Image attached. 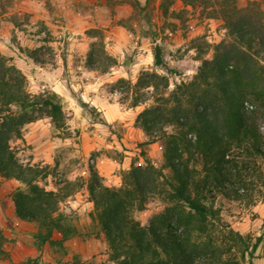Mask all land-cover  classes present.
Here are the masks:
<instances>
[{
  "label": "trees",
  "instance_id": "trees-1",
  "mask_svg": "<svg viewBox=\"0 0 264 264\" xmlns=\"http://www.w3.org/2000/svg\"><path fill=\"white\" fill-rule=\"evenodd\" d=\"M130 1L145 10L140 0ZM176 1L162 0L164 15L181 16L183 10L173 8ZM178 1L184 9L200 7L206 17L221 19L227 35L209 56V44L199 43L195 73L173 80L170 88L179 72L154 34L153 63L165 73L143 70L133 83L118 80L132 94L131 107L144 105L135 120L147 137L141 145L162 141L164 157L158 166L141 150L143 162L131 164L119 186L106 184L95 167L84 182L65 180L56 189L40 183L46 166L23 162L12 141L23 138L26 124L44 117L55 129H64L62 96L52 89L31 92L27 76L0 52V179L19 182L10 197L16 216L35 225L39 250L48 243L65 252L73 238H95L107 247L102 264H253L263 236L253 239L236 230L223 219L219 202L250 207L264 200V0L244 5L239 0ZM87 34L92 39L87 66L108 72L116 57L107 51L99 29ZM27 54L44 63L36 51ZM79 103L93 121L108 125L96 107L82 99ZM82 188L93 210L90 226L80 229L73 210L64 205ZM155 197L165 205L142 223L134 214ZM7 242L0 226V264L6 259L15 264ZM16 264L47 263L38 256Z\"/></svg>",
  "mask_w": 264,
  "mask_h": 264
},
{
  "label": "rangeland",
  "instance_id": "rangeland-1",
  "mask_svg": "<svg viewBox=\"0 0 264 264\" xmlns=\"http://www.w3.org/2000/svg\"><path fill=\"white\" fill-rule=\"evenodd\" d=\"M140 1L145 10L134 8L130 0H0V16L6 15L16 22L20 33L30 40L29 46L21 50L36 51L44 61L41 65L46 69L40 71L42 75L33 81L28 79L29 90L38 93L43 86L47 90L57 84L62 92L66 127L58 130L47 124L45 135L55 139L57 144L50 162L36 163L46 166L47 175L40 183L47 189H56L58 182L65 180L84 182L90 167L98 170L106 184L119 186L131 164L143 162L141 150H145L156 165H161L164 161L162 141L141 145L147 137L135 124L144 105L131 107L132 94L119 87L118 80L126 78L133 83L143 70L165 73L153 63L154 34L156 43L165 46L166 60L179 72L171 77L170 88L173 80L190 79L195 73L200 64L195 59L199 43L209 44L207 55H211L213 46L220 41L211 43L207 38L210 32L218 35L224 28L221 40L226 38L223 21L206 17L200 7L184 9L177 0L173 8L183 10L181 16H166L160 8L162 0ZM246 1L239 0V4L244 5ZM91 28L101 31L107 51L117 59V64L108 72L87 66L92 41L87 31ZM216 39L219 38L216 36ZM89 98L109 106L108 110H98L109 120L108 125L93 121L88 110L80 105L79 99ZM41 119L45 123L49 120ZM167 131L174 129L168 127ZM13 147L23 162H29L26 159L31 155V145L18 143ZM69 199L74 204V223L80 229L90 226L93 208L85 189L77 190ZM219 204L223 219L236 230L253 239L263 236L253 264H264V200L250 207L226 200ZM164 205L160 197L152 198L144 211L135 212V218L146 223L149 216L161 211ZM67 251L49 245L43 262L64 264L67 257L68 264H102L108 257L107 247L102 242L95 251H90L93 252L91 257L84 260L76 255L66 256Z\"/></svg>",
  "mask_w": 264,
  "mask_h": 264
},
{
  "label": "crops",
  "instance_id": "crops-1",
  "mask_svg": "<svg viewBox=\"0 0 264 264\" xmlns=\"http://www.w3.org/2000/svg\"><path fill=\"white\" fill-rule=\"evenodd\" d=\"M29 41L30 40L26 36L20 33L18 25L13 20L7 19L6 15L0 16V52L12 57L15 64L23 71L27 78L33 81L38 76L42 75L40 71L46 68L44 69L41 64L36 63L25 51L21 50V47H25L26 45L29 46ZM196 61L199 62L198 60ZM46 73L48 74L49 72L46 71ZM49 74L50 76L52 75V73ZM51 88L62 95L57 84L55 86L51 85ZM84 101L91 103V105L96 107L99 111H101V109L104 111L109 109L107 104L97 99L89 98V100L84 99ZM105 119L107 120L106 117ZM107 121L109 122V120ZM47 124L51 125L49 120L47 123L43 122L42 119L30 122L24 126L23 138L12 141V146L18 143L32 146L31 155L26 159L31 164H35L39 161L50 162L52 160V154L57 142L55 139L47 138L45 135ZM17 185H19L17 180L0 179V226L8 238L6 249L9 251L13 263L38 256L41 258V261H45L47 258L45 252L49 244L46 243L43 249L39 250L34 245L33 233L36 230L35 225L32 222L20 220L15 214L10 193ZM90 205L92 204L90 203ZM90 207L93 208V206ZM101 242L102 241L96 240L95 238L81 241L80 238H73L65 243L68 249L66 256L76 255V258H82V260L87 259L91 257L93 253L90 251H95ZM64 262H68L67 257ZM3 263H10V260L6 259Z\"/></svg>",
  "mask_w": 264,
  "mask_h": 264
},
{
  "label": "built area",
  "instance_id": "built-area-1",
  "mask_svg": "<svg viewBox=\"0 0 264 264\" xmlns=\"http://www.w3.org/2000/svg\"><path fill=\"white\" fill-rule=\"evenodd\" d=\"M191 27H193V24L191 25ZM224 31L225 29L222 28L221 31H220V34L218 33V35L216 33H209L207 35V38L208 40L211 42V43H217L218 41H221V37L224 35ZM169 35H173L172 32H169L168 33ZM216 36L220 39H216ZM45 91V88L44 86L42 87V92ZM246 107L247 108H252L253 106L251 104H249L248 102L245 103ZM65 209L68 211V212H71L73 209H74V204H73V201L71 199H68L66 201V204L64 205Z\"/></svg>",
  "mask_w": 264,
  "mask_h": 264
}]
</instances>
